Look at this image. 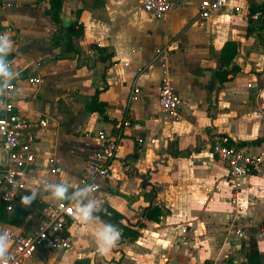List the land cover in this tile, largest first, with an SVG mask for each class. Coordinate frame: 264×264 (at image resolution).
Instances as JSON below:
<instances>
[{
	"label": "crops",
	"instance_id": "0c3cea01",
	"mask_svg": "<svg viewBox=\"0 0 264 264\" xmlns=\"http://www.w3.org/2000/svg\"><path fill=\"white\" fill-rule=\"evenodd\" d=\"M200 1L180 0L156 17L139 0H62L63 25L82 26L73 51H65L53 42L49 0H0V30L13 41L7 62L15 74L0 78V90L14 82L17 110L50 120L37 132L39 160L27 174L28 192L40 194L21 223L52 203L44 180L49 187L63 182L69 198L80 193L101 146L98 133L111 134L124 117L138 124L124 130L110 175L76 198L94 200L100 220L85 225L73 218L71 249L40 248L22 264H169L172 257L182 264H240L251 250L264 255V171L244 178L241 204L252 222L245 218L243 234L235 235L228 228L226 169L211 152L213 136L224 134L246 154L264 156V113L252 114L264 100V15L250 13L264 0H225L207 18L199 15ZM228 41L236 54L225 67ZM162 53L180 95V121L158 104ZM223 68L229 73L220 82L216 72ZM32 77L39 82L28 84ZM94 98L102 111L88 110ZM105 224L121 235L101 255L96 236Z\"/></svg>",
	"mask_w": 264,
	"mask_h": 264
},
{
	"label": "built area",
	"instance_id": "2783aa9c",
	"mask_svg": "<svg viewBox=\"0 0 264 264\" xmlns=\"http://www.w3.org/2000/svg\"><path fill=\"white\" fill-rule=\"evenodd\" d=\"M141 8L156 17L164 16L174 9L180 0H139ZM225 0H201L198 5L199 15L209 17L213 12L224 5ZM254 18L261 16L260 11L252 14ZM0 34L6 32L0 30ZM7 36V35H6ZM161 62V76L159 80L158 104L173 121H180V95L176 90L173 75L167 62V54L158 55ZM39 82L38 77L27 80L28 84ZM16 85L6 82L0 90V204H5V211L11 212L16 206L25 208L26 213L32 211L30 207L21 204V197L30 194L27 190V174L39 160L36 146L37 132L48 126L50 120L46 117L31 118L22 115L14 103ZM264 113V100L252 112L256 117ZM138 126L129 118H122L116 122L111 134L100 132L97 138L101 146L90 160L87 173L79 182L80 192L90 189L97 190L98 178L108 177L112 170V163L117 149L123 139L126 128ZM224 134H215L212 138L211 152L225 166L226 190L228 192V228L235 235L241 236L244 232V219L251 223V217H245L246 206L241 204L244 178L253 172L264 171V156H251L243 148L229 142ZM155 139H152L153 143ZM53 164V159H49ZM51 172L58 167H51ZM72 198V197H71ZM69 199L61 207L53 203L40 204L36 219L29 223L12 225L0 222V230L7 229L9 235L8 254L9 264H22L31 257L37 249L67 251L71 249V239L68 229L75 216L76 199ZM243 222V223H242ZM182 238H186V229L181 230Z\"/></svg>",
	"mask_w": 264,
	"mask_h": 264
},
{
	"label": "clouds",
	"instance_id": "9594fccd",
	"mask_svg": "<svg viewBox=\"0 0 264 264\" xmlns=\"http://www.w3.org/2000/svg\"><path fill=\"white\" fill-rule=\"evenodd\" d=\"M13 47V41L10 37L0 34V78L11 80L14 78V72L10 70L7 62V55L10 53ZM45 185V190L50 192L52 203L61 207L70 198L67 195L68 189L63 182L53 183L50 187L48 186L47 180L42 182ZM91 190L86 189L83 192L76 193L71 199L77 197H85L87 192ZM39 190H31L30 194H25L21 197V204L25 207H30L32 203L39 196ZM75 219L81 224H91L95 221H99L100 218L94 213L97 211L96 202L89 199L87 203L83 202V199L77 200L74 207ZM102 223V221H100ZM120 231L113 225L105 224L98 232L96 236L97 250L101 255H106L114 248L119 239ZM9 248V235L7 229L0 230V264H9L10 256L8 254Z\"/></svg>",
	"mask_w": 264,
	"mask_h": 264
},
{
	"label": "trees",
	"instance_id": "16d2710c",
	"mask_svg": "<svg viewBox=\"0 0 264 264\" xmlns=\"http://www.w3.org/2000/svg\"><path fill=\"white\" fill-rule=\"evenodd\" d=\"M50 2V9L49 14L54 21V23L57 25V29L54 32V44H58L60 42L64 43V50L65 51H73L72 46V38L74 36H79L82 34V26L77 24V22H71L68 25H63L60 17L59 12L62 5V0H49ZM250 13H254L256 11L261 12L262 17L264 15V6H251L250 7ZM251 20V19H250ZM264 25V18L262 20L261 26ZM236 54V45L232 41H228L225 43L221 50V60L222 65L225 67H228L229 64L232 61V58ZM13 55L8 54L6 59L9 60ZM233 68V67H232ZM229 73V70L227 68H223L216 72V75L220 82L225 81L227 78V75ZM13 80V79H12ZM104 107V104L100 101H98L96 98L92 99L88 104L87 108L89 111H102V108ZM230 143H233L229 139ZM258 140L252 141L251 143H257ZM239 146L242 145V143L238 144ZM26 214L25 208L21 206H16L11 212L5 211V204H0V222L2 223H10L12 225H18L20 224ZM126 234L129 233L132 236H135L136 233L134 231H131V229H128L126 227ZM81 262L85 261H75L74 264H79ZM232 263V261H230ZM240 264H264V255L259 253L257 250H251L247 254H245L244 259L240 261Z\"/></svg>",
	"mask_w": 264,
	"mask_h": 264
},
{
	"label": "water",
	"instance_id": "95a60500",
	"mask_svg": "<svg viewBox=\"0 0 264 264\" xmlns=\"http://www.w3.org/2000/svg\"><path fill=\"white\" fill-rule=\"evenodd\" d=\"M169 264H182L178 259L172 257L169 259Z\"/></svg>",
	"mask_w": 264,
	"mask_h": 264
}]
</instances>
